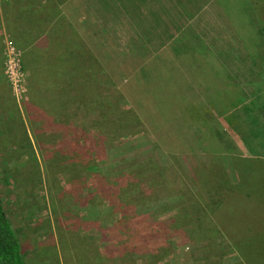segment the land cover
<instances>
[{
    "label": "rangeland",
    "instance_id": "374dc122",
    "mask_svg": "<svg viewBox=\"0 0 264 264\" xmlns=\"http://www.w3.org/2000/svg\"><path fill=\"white\" fill-rule=\"evenodd\" d=\"M262 90L264 0H0V198L27 263L264 264L223 207L264 178Z\"/></svg>",
    "mask_w": 264,
    "mask_h": 264
},
{
    "label": "crops",
    "instance_id": "0c3cea01",
    "mask_svg": "<svg viewBox=\"0 0 264 264\" xmlns=\"http://www.w3.org/2000/svg\"><path fill=\"white\" fill-rule=\"evenodd\" d=\"M264 90H262L263 92ZM264 93V92H263ZM247 94V93H246ZM257 99L260 97V101L264 100V95L260 92L256 93ZM257 153L252 159L264 160V150L261 147L254 149ZM243 179V178H240ZM248 182H241L243 184L234 189V202L232 204H225L224 210H232L229 213L245 218L241 224H233L236 229L239 230H263L264 231V178H248ZM248 184V185H247ZM248 216L249 219H248ZM247 217V218H246ZM239 223L237 220H234ZM240 225L239 227H237Z\"/></svg>",
    "mask_w": 264,
    "mask_h": 264
},
{
    "label": "trees",
    "instance_id": "16d2710c",
    "mask_svg": "<svg viewBox=\"0 0 264 264\" xmlns=\"http://www.w3.org/2000/svg\"><path fill=\"white\" fill-rule=\"evenodd\" d=\"M51 45L52 41L50 40ZM51 52V58H54ZM70 62L63 63L62 68L66 70ZM251 164L259 163L264 165V160H250ZM0 264H28L25 258L24 247L21 237L9 216L7 215L3 201L0 198ZM244 264H246L244 262Z\"/></svg>",
    "mask_w": 264,
    "mask_h": 264
}]
</instances>
